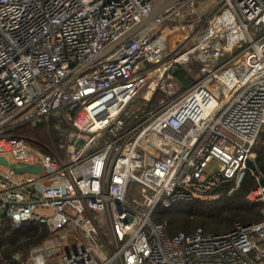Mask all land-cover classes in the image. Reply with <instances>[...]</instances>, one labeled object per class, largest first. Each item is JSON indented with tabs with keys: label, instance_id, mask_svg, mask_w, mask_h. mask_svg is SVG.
Returning a JSON list of instances; mask_svg holds the SVG:
<instances>
[{
	"label": "built area",
	"instance_id": "1",
	"mask_svg": "<svg viewBox=\"0 0 264 264\" xmlns=\"http://www.w3.org/2000/svg\"><path fill=\"white\" fill-rule=\"evenodd\" d=\"M201 1L0 0V230L53 229L19 264H264V213L223 234L153 219L220 198L264 132V0ZM51 120L61 152L13 133Z\"/></svg>",
	"mask_w": 264,
	"mask_h": 264
},
{
	"label": "trees",
	"instance_id": "2",
	"mask_svg": "<svg viewBox=\"0 0 264 264\" xmlns=\"http://www.w3.org/2000/svg\"><path fill=\"white\" fill-rule=\"evenodd\" d=\"M186 74L185 70H178L175 77L187 85L191 83V79ZM13 133L25 138L29 144L45 154L62 151L63 138L59 134L58 123L54 120L36 127L24 125L15 129ZM259 139L261 144L253 148V156L261 176L264 177V132ZM257 187L258 179L248 171L238 184L236 181L225 183L221 188L223 195L219 199L196 200L172 208L160 206L156 209L153 219L157 223L166 222L170 236L180 232H193L198 228L214 234L227 233L237 222L250 224L263 220L264 201L255 202L249 199ZM2 220L0 264H19L17 256L24 260L34 246L48 239L53 233V229L45 224L29 221L14 228L9 220L5 218Z\"/></svg>",
	"mask_w": 264,
	"mask_h": 264
},
{
	"label": "water",
	"instance_id": "3",
	"mask_svg": "<svg viewBox=\"0 0 264 264\" xmlns=\"http://www.w3.org/2000/svg\"><path fill=\"white\" fill-rule=\"evenodd\" d=\"M0 163H4L5 165L8 164L7 161L3 160L2 157H0ZM10 168H12L16 173H22V172H25V171H30V172H38L40 169L39 167L37 166H33V165H26V166H23V167H20L18 168L15 164H10L9 165ZM246 166L247 168L252 172V174L255 176V177H258L259 178V184L261 186H264V177L261 176L258 168H257V165L255 163V160L254 159H248L246 161ZM0 214H3V211H0Z\"/></svg>",
	"mask_w": 264,
	"mask_h": 264
},
{
	"label": "rangeland",
	"instance_id": "4",
	"mask_svg": "<svg viewBox=\"0 0 264 264\" xmlns=\"http://www.w3.org/2000/svg\"><path fill=\"white\" fill-rule=\"evenodd\" d=\"M219 0H202L201 1V4H200V7H199V10L200 11H205V10H209V9H211L212 7H214L216 4H217V2H218ZM159 2H155V5H157ZM161 96H160V94H158V99L160 98ZM26 140V139H25ZM27 141V140H26ZM260 142V139H258V141H257V143H256V145L254 146V149L256 148V146L258 145V144H261V142ZM31 145V144H30ZM33 146V145H32ZM34 148H35V146H33ZM37 149V148H36ZM253 154V153H252ZM254 157V156H253ZM9 158H11V156H10V154H9ZM254 159V158H253ZM4 170H6V169H4ZM248 171H250L249 169H246V168H243V170H242V176L241 177H239L238 178V180L236 181V184H238V182L246 175V173L248 172ZM245 172V173H244ZM257 179H258V182H259V178L258 177H256ZM256 192V191H255ZM222 195H223V192H222V194H221V196L220 197H222ZM254 195V192L252 193V194H250V196H249V199L251 200V201H255V202H258L259 200H257V198L256 197H254L253 196ZM215 199V198H214ZM214 199H211V200H214ZM219 199V198H218ZM255 199V200H254ZM260 202V201H259ZM263 213H264V209L262 210V215H263Z\"/></svg>",
	"mask_w": 264,
	"mask_h": 264
}]
</instances>
